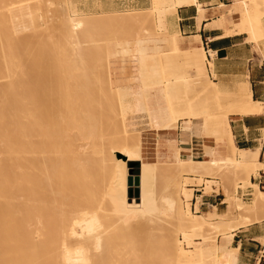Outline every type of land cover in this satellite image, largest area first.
Here are the masks:
<instances>
[{
  "label": "bare ground",
  "instance_id": "6f19581e",
  "mask_svg": "<svg viewBox=\"0 0 264 264\" xmlns=\"http://www.w3.org/2000/svg\"><path fill=\"white\" fill-rule=\"evenodd\" d=\"M18 3L0 0V264H238L236 249L229 247L232 230L264 219V188L251 181L264 172V161L258 149L237 147L228 119L260 113L264 104L246 84L224 105L199 38L198 45L180 48L176 35L167 33L164 7L200 8L198 2L152 0L151 8L131 15L81 14L71 0L68 11L49 0L46 14L31 0L24 7ZM228 9L248 41L264 37V0H233ZM130 26L136 27L133 37L121 42L79 40L85 31ZM125 55L132 85L115 84L107 74ZM149 62L157 64L154 73L179 64L190 71L153 82L145 72ZM101 63L105 83L98 78ZM125 107L135 114L115 123L112 113ZM140 116L155 132L174 129L178 120L189 130L192 118L202 119L201 135H214L215 145L205 147L204 159L181 158L176 141L166 139L157 155L169 162L149 160L141 154L143 132L129 128ZM164 146L171 152L160 150ZM128 161H140L137 174L129 173ZM222 171L226 179H238L234 190L252 187L251 202L227 195L226 212L199 213L198 205L191 207L195 184L181 177H206L201 181L207 193ZM155 177L165 181L156 201L148 195ZM128 187L139 189L138 200L128 199ZM153 213L171 221L156 240L132 230ZM106 215L119 223L104 225ZM211 233L222 236L217 241Z\"/></svg>",
  "mask_w": 264,
  "mask_h": 264
},
{
  "label": "crops",
  "instance_id": "0c3cea01",
  "mask_svg": "<svg viewBox=\"0 0 264 264\" xmlns=\"http://www.w3.org/2000/svg\"><path fill=\"white\" fill-rule=\"evenodd\" d=\"M170 9L165 6L164 22L169 35H176L180 48H186L199 38L205 54L211 51L207 61L208 76L220 93L224 105H228L227 97L241 92L248 84L252 97L264 104V37L256 43L248 41L246 32H238L231 22L229 7L233 0H196ZM72 5L82 14H98L102 12H132L152 7V0H71ZM264 25V18H263ZM233 30L232 33L228 32ZM124 62L110 67L109 74L115 84L132 85L128 56L118 57ZM111 62L115 60L110 57ZM125 69H122V67ZM231 132L237 147L242 149H258L259 159L264 161V105L260 113H233L228 119ZM203 120L192 118L190 129L183 130L181 120L174 129H149L144 133L141 154L149 160L155 159L158 144L166 139L176 141L181 158L204 157V148L215 145L214 137H202ZM162 151L171 152L169 147H160ZM140 163V161H139ZM134 169V166L132 170ZM251 181L264 185V172L259 171ZM203 187L195 186L192 207L198 205V212L224 213L227 203L221 191L203 193ZM242 200L252 194V187L239 186L235 192ZM229 247L236 249L238 264H264V219L260 222L240 225L232 230Z\"/></svg>",
  "mask_w": 264,
  "mask_h": 264
},
{
  "label": "rangeland",
  "instance_id": "374dc122",
  "mask_svg": "<svg viewBox=\"0 0 264 264\" xmlns=\"http://www.w3.org/2000/svg\"><path fill=\"white\" fill-rule=\"evenodd\" d=\"M19 3L18 5L20 7H24L25 2L27 0H18ZM49 0H31V2L34 3L35 5V9L38 10L40 13L42 14H46V11L50 9L49 6H47ZM57 4H62L63 8H65L67 11L68 9H70V0H51ZM80 13V12H78ZM129 13V12H127ZM82 14V13H81ZM85 15H91V14H85ZM128 15H131V13H129ZM36 23V22H35ZM156 23V21H155ZM136 31V27L135 26H130L126 29H122V30H89V31H85L83 32L81 35H79V40L80 43L83 45L87 44L88 42L91 43H95V45H98V43L105 41V40H111V41H116V42H121L122 40H126V39H131L134 35V32ZM115 39V40H112ZM68 42V40H67ZM73 46L71 44H68L67 46V52L69 53L68 55L71 57L72 56V52H73ZM206 62V59H205ZM150 63V64H149ZM146 66H145V72L148 73L151 77V79H153V82H160L164 79L165 76H167L168 74L171 73L172 78H175L178 75H183V74H187L189 73V68L185 65H176L172 68H169L167 71H165V73L163 74L162 71H157V73H154V71L156 70L157 64L153 63V62H149ZM100 68L98 71V78L102 83L106 82L107 79V74L108 77H110L109 75V71L106 74L105 70L103 68V64H100ZM156 74V75H155ZM184 94V93H183ZM222 101V98H221ZM102 106H106L104 104H102ZM104 109H107L106 107ZM135 113L132 112L131 109H129L128 107L124 108V112H122L121 110L116 109V111L114 113H112V118L113 121L115 123H122L123 118L126 119V121H129L132 116ZM130 127H135L137 129H140L143 134L146 133L147 130L149 129H153L152 127L149 126V124L147 123V117L146 116H140L136 119V123L133 126H129ZM214 137V140H216V137L214 135H212ZM204 153H205V148H204ZM118 155V153H116ZM119 156V155H118ZM124 156L122 155L121 158H123ZM205 157H198V159H204ZM153 160H159L161 161V163L163 164H167L169 162V160H165L164 158L161 157H156ZM226 171H222V174H218L216 175L214 178H212L214 180V182L212 183V188L210 189L207 193L210 192H217L216 189H220V191L224 194V198L227 197V195H236L235 192L237 190V188L234 190V184L236 182H238L237 178H233V179H226ZM192 179H185L184 177H181V181L182 183L188 184L189 181L193 182L195 184V186H201L204 187L205 183H203V181H201V178H206V177H201L198 174L197 175H191ZM253 176H257V174L253 175ZM249 184H243L242 188H245L246 186H248ZM259 185V184H258ZM165 186V181L162 180V178L159 177H155V179L151 182L150 186H149V199L150 200H157L159 195L161 194V192L163 191ZM193 186V187H195ZM250 186V185H249ZM260 188H264V185H259ZM132 189L131 194L128 193V189ZM127 189V197L129 200H138V194H137V190L139 191L138 188L136 187H128ZM204 191V190H203ZM253 191V189H252ZM194 193V190H193ZM137 195V197L135 196ZM131 196V197H130ZM253 195H250V198L245 200L246 202H251ZM191 207H192V200H191ZM104 208L106 210V212H108L110 210V205L108 203H106L104 205ZM193 208V207H192ZM227 210H228V203H227ZM226 210V211H227ZM201 213V212H199ZM204 214V213H202ZM104 220V225L110 224L111 222H118L117 218L113 215H106ZM119 223V222H118ZM171 225V221L169 220L168 217L158 214V213H153L151 216V219L144 222L139 228L138 227H133L132 230L133 231H142L141 233H151L153 235V239H158L159 237V233L161 231L162 228L164 227H169ZM212 238H214L215 240L219 241L221 236L218 233H211ZM172 264H176V261H172Z\"/></svg>",
  "mask_w": 264,
  "mask_h": 264
},
{
  "label": "water",
  "instance_id": "95a60500",
  "mask_svg": "<svg viewBox=\"0 0 264 264\" xmlns=\"http://www.w3.org/2000/svg\"><path fill=\"white\" fill-rule=\"evenodd\" d=\"M118 155H119V157L122 156V154H120V153H118ZM134 164H135V161H128V162H127V165H128V167H129V173H130V174H132V168H133ZM131 192H132V189H131V188L128 189V193L131 194ZM137 194H138V190H137Z\"/></svg>",
  "mask_w": 264,
  "mask_h": 264
},
{
  "label": "trees",
  "instance_id": "16d2710c",
  "mask_svg": "<svg viewBox=\"0 0 264 264\" xmlns=\"http://www.w3.org/2000/svg\"><path fill=\"white\" fill-rule=\"evenodd\" d=\"M139 161H135L134 169L132 170V174H137L139 172ZM137 197V195H135ZM131 197V196H130Z\"/></svg>",
  "mask_w": 264,
  "mask_h": 264
},
{
  "label": "built area",
  "instance_id": "2783aa9c",
  "mask_svg": "<svg viewBox=\"0 0 264 264\" xmlns=\"http://www.w3.org/2000/svg\"><path fill=\"white\" fill-rule=\"evenodd\" d=\"M210 56V53L208 52V53H206V57H209Z\"/></svg>",
  "mask_w": 264,
  "mask_h": 264
}]
</instances>
